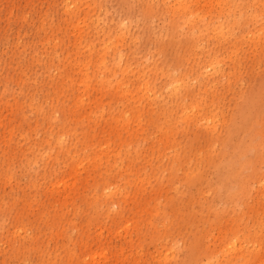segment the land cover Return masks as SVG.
Returning a JSON list of instances; mask_svg holds the SVG:
<instances>
[{
  "label": "rangeland",
  "instance_id": "rangeland-1",
  "mask_svg": "<svg viewBox=\"0 0 264 264\" xmlns=\"http://www.w3.org/2000/svg\"><path fill=\"white\" fill-rule=\"evenodd\" d=\"M262 11L0 0V264H264Z\"/></svg>",
  "mask_w": 264,
  "mask_h": 264
},
{
  "label": "snow or ice",
  "instance_id": "snow-or-ice-1",
  "mask_svg": "<svg viewBox=\"0 0 264 264\" xmlns=\"http://www.w3.org/2000/svg\"><path fill=\"white\" fill-rule=\"evenodd\" d=\"M188 7L191 8L193 6L189 5ZM260 19H261L262 24H264V11H262ZM125 23H127V21H125ZM209 30L210 31L212 30V26L209 27ZM221 31H222V29H221ZM237 36H238V41H237V44L235 45L236 51L233 53V55L238 54L239 47L244 40L251 38L250 34L248 36H242L239 33H237ZM261 37L264 38V29H262V31H261ZM213 68L216 69L217 72L222 70L221 61L217 60L214 63ZM210 71H212V69H205L206 73L210 72ZM179 75H180L179 72L172 73L170 78L178 79ZM173 89H175L177 92H179L180 91V84L179 83H170L168 85V90L172 91ZM261 159H262L261 167H262V171H264V138H262V141H261ZM262 186H264V185H262ZM260 236H261L260 245H261V248H264V218L261 219ZM246 239H247V237H246ZM238 242H239V240L237 241V243ZM233 246H235V245H230L229 247L231 248ZM177 247H180V245H174V248H177ZM185 264H188V262L186 261ZM207 264H228V261L227 260H220L219 258H217L214 261H208Z\"/></svg>",
  "mask_w": 264,
  "mask_h": 264
},
{
  "label": "bare ground",
  "instance_id": "bare-ground-1",
  "mask_svg": "<svg viewBox=\"0 0 264 264\" xmlns=\"http://www.w3.org/2000/svg\"><path fill=\"white\" fill-rule=\"evenodd\" d=\"M214 28H215V29L219 28L220 31H221V29H222V28L220 27V25H217V26H215Z\"/></svg>",
  "mask_w": 264,
  "mask_h": 264
}]
</instances>
